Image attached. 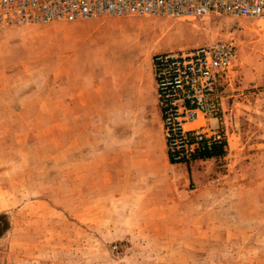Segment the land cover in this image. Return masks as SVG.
<instances>
[{
  "label": "rangeland",
  "instance_id": "obj_1",
  "mask_svg": "<svg viewBox=\"0 0 264 264\" xmlns=\"http://www.w3.org/2000/svg\"><path fill=\"white\" fill-rule=\"evenodd\" d=\"M230 35L223 152L171 164L152 57ZM0 213V264H264V19L0 28Z\"/></svg>",
  "mask_w": 264,
  "mask_h": 264
},
{
  "label": "built area",
  "instance_id": "obj_2",
  "mask_svg": "<svg viewBox=\"0 0 264 264\" xmlns=\"http://www.w3.org/2000/svg\"><path fill=\"white\" fill-rule=\"evenodd\" d=\"M211 14L264 19V0H0V28L97 16L188 19ZM236 57L232 35L153 55L156 102L171 164L204 161V153L225 147L223 98L218 86L234 67Z\"/></svg>",
  "mask_w": 264,
  "mask_h": 264
},
{
  "label": "trees",
  "instance_id": "obj_3",
  "mask_svg": "<svg viewBox=\"0 0 264 264\" xmlns=\"http://www.w3.org/2000/svg\"><path fill=\"white\" fill-rule=\"evenodd\" d=\"M223 152V147L214 148L211 152H206L202 155V158L209 159L215 155H220ZM8 228V221L4 213H0V236L6 231Z\"/></svg>",
  "mask_w": 264,
  "mask_h": 264
}]
</instances>
